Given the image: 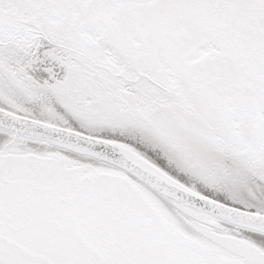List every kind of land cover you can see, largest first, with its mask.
<instances>
[{"label": "snow or ice", "instance_id": "obj_1", "mask_svg": "<svg viewBox=\"0 0 264 264\" xmlns=\"http://www.w3.org/2000/svg\"><path fill=\"white\" fill-rule=\"evenodd\" d=\"M0 264H264V0H0Z\"/></svg>", "mask_w": 264, "mask_h": 264}]
</instances>
